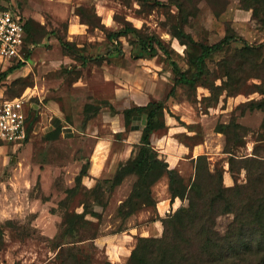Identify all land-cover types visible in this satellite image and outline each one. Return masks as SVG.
<instances>
[{
	"label": "rangeland",
	"instance_id": "rangeland-1",
	"mask_svg": "<svg viewBox=\"0 0 264 264\" xmlns=\"http://www.w3.org/2000/svg\"><path fill=\"white\" fill-rule=\"evenodd\" d=\"M156 1L0 0V6L18 11L31 22L37 40L31 44L29 67L0 83V100L26 94L31 97L27 107L36 105L37 110L22 145L0 142V264H129L139 238L161 237V220L187 205L177 199L179 207L174 211L176 199L171 202L169 181L163 177L153 187L155 207H142L128 218L120 215L136 178L118 175V170L134 158L131 148L137 150L142 132L130 137L131 132H120L125 129L123 116L113 113L108 103L120 112L135 104L165 102L167 128L153 134L152 144L169 165L172 158L180 161L172 168L179 171L186 188L195 175L190 158L199 155L207 156L212 171L224 170L225 186L235 184L224 152L226 136L217 132L218 126L236 121L243 127L245 144L236 151L238 158L253 155L262 143L264 112L249 108L250 102L263 97L254 87L260 79L246 78L243 90L234 96L223 91L211 97L207 87L179 86L175 97H169L174 75L161 52L140 57L136 37L131 35L121 38L123 55L112 56L114 45L108 32L129 24L143 34H157L174 51L180 67L191 70L186 46L171 34V26L180 21L178 8L172 0ZM187 6L194 8V16L185 29L199 42L216 44L231 29L253 46L264 43L263 27L252 18V11L241 8L239 0H189ZM78 9L86 12L85 18L92 16L88 23ZM72 23L77 25L74 31ZM60 40L84 56H106L107 60L84 66ZM241 47L233 44L231 50L208 59V77L216 85L222 84L224 68ZM51 103L63 112L58 127ZM136 123L144 127L145 118ZM63 126L75 131L47 138ZM184 149L195 151L185 158ZM101 155L107 156L102 164ZM87 162L81 192L71 197L67 191L76 185ZM97 164L100 171L94 170ZM106 180L120 182L110 190ZM237 181L245 183V170ZM165 201L169 208L163 210ZM232 219L231 215L220 217L218 231L224 233Z\"/></svg>",
	"mask_w": 264,
	"mask_h": 264
},
{
	"label": "trees",
	"instance_id": "trees-1",
	"mask_svg": "<svg viewBox=\"0 0 264 264\" xmlns=\"http://www.w3.org/2000/svg\"><path fill=\"white\" fill-rule=\"evenodd\" d=\"M141 1L145 4L152 0ZM172 1L178 8L180 21L171 26V34L186 46L191 70L180 67L174 58V51L157 34H143L140 29L129 24L124 25L121 30L108 32V39L114 45L110 52L112 56L123 55L121 38L131 35L136 37V44L141 50L140 57H154L161 52L174 75L175 82L169 97H175L179 86H186L190 90L199 86L207 87L211 97H217L223 91L234 96L243 90L246 78L260 79L261 83L254 87L263 97L250 102L249 108L264 112V43L253 46L231 29H228L224 38L216 44L199 42L185 29L191 16H194V8L187 6L189 0ZM239 2L242 9L252 11V18L264 29V0ZM156 3L161 4L159 0ZM0 9L5 8L0 6ZM78 14L86 23L92 17L85 18L86 12L82 9H78ZM26 25L28 42L25 55L29 57L31 44H35L37 40L35 34L31 33V22L26 21ZM60 41L63 48L77 55L84 66L107 60L106 56H84L72 44ZM239 43L242 47L235 49L232 64L224 68L222 84L216 85L208 77V59L218 52L231 50L233 44ZM24 65L19 63L8 66L0 73V83ZM108 106L113 113L123 116L127 131L136 129V121L145 118L137 155L121 165L118 170V175H133L136 178L131 194L120 206V215L128 218L142 207H155L153 187L163 177H167L169 181L171 202L176 198L187 202V205L181 206L172 215L161 220L164 226L161 237L139 238L129 264H264V138L260 140L262 143L254 148L253 155L238 158L236 151L245 144L246 132H243V127L236 121L218 126L217 132L226 136L224 152L229 156V171L235 179V184L225 186L224 170L212 171L207 156L199 155L193 160L194 178L186 188L179 171L160 158L152 144L153 134L167 128L164 117L165 102L154 100L120 112L112 104L108 103ZM36 111V105L28 108V137L34 116H37ZM60 131L58 128L48 134L47 138L56 139L61 134ZM89 166L90 162L83 165L76 177V185L67 191L71 197L81 192L80 184L82 178L87 176ZM242 170L246 171L245 183L237 181V176ZM119 182L104 181L110 190L118 186ZM225 215H231L233 219L226 231L221 233L217 229V221ZM2 243L0 235V245Z\"/></svg>",
	"mask_w": 264,
	"mask_h": 264
},
{
	"label": "built area",
	"instance_id": "built-area-1",
	"mask_svg": "<svg viewBox=\"0 0 264 264\" xmlns=\"http://www.w3.org/2000/svg\"><path fill=\"white\" fill-rule=\"evenodd\" d=\"M27 25L24 17L12 9H0V64H27ZM31 98V97H30ZM30 98L27 95L0 100V142L20 146L27 140V118Z\"/></svg>",
	"mask_w": 264,
	"mask_h": 264
},
{
	"label": "crops",
	"instance_id": "crops-1",
	"mask_svg": "<svg viewBox=\"0 0 264 264\" xmlns=\"http://www.w3.org/2000/svg\"><path fill=\"white\" fill-rule=\"evenodd\" d=\"M71 29H72V31H74V28L75 27H77V25L76 24H74V23H72L71 25ZM75 33V32H74ZM31 61V55L29 56V59H28V62H27V64H25L24 65V67H22L21 69H18V70H16L14 73H12L11 75H13V74H15V73H19V72H21L23 69H26V68H28L29 67V62ZM2 68H4V66L3 65H1L0 64V69H2ZM4 70V69H3ZM149 103V102H148ZM147 103V104H148ZM136 105V104H135ZM143 105H146V104H138L137 106H143ZM51 106H52V109H53V111H54V114L56 115V116H58V117H55V118H53L54 119V125H56V127H58L59 126V124H61V123H63V118H62V114H63V112H62V109H60V107L57 105V104H55V103H51ZM134 106V105H133ZM135 125H136V129H134V130H130V131H127V130H120V132H131V133H129V137H130V135L132 134V133H134V132H142V129H143V127L142 126H140L139 124H137V123H135ZM56 127H54V128H56ZM71 128V126L70 127H65V126H63L62 127V130L60 131V132H70V131H75L74 129H72ZM78 132V131H77ZM140 138H141V136H140ZM139 144H140V142H139ZM139 144H137L136 146H135V148L137 149V150H133L134 149V147H132L131 148V152H130V155L131 154H133L134 156L133 157H135L136 155H137V153H138V151H139ZM128 149H129V147L126 149V151L128 152ZM184 152H183V156L186 158L188 155H189V153H193L194 151H195V149H192V151L191 152H188V149L186 150V149H184L183 150ZM125 153V152H124ZM124 154H122V156H123ZM106 155H101V158L99 157V160L101 161V163L100 164H102V163H104V161H105V159H106ZM197 158V156H192L191 158H190V160L191 161H193V160H195ZM171 163L172 164H170V167L172 168V167H176V163L178 164L179 162L175 159V158H172L171 160ZM99 168H101V165H99V164H97V166H96V168L94 167V170L96 171H98L99 170ZM100 171V170H99ZM177 199H180V198H176V201L174 202V203H172V207L174 208V211L177 209L176 207H179V206H177L178 204H177ZM182 202H183V200H181ZM180 201V202H181ZM185 203V202H184ZM171 206V205H170ZM182 206H184V205H182ZM181 207V206H180ZM167 208H169V204H168V201H165L164 203H163V210L164 209H167Z\"/></svg>",
	"mask_w": 264,
	"mask_h": 264
}]
</instances>
